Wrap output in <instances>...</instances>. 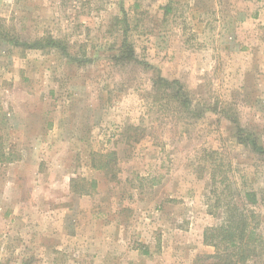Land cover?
<instances>
[{
    "label": "rangeland",
    "instance_id": "1",
    "mask_svg": "<svg viewBox=\"0 0 264 264\" xmlns=\"http://www.w3.org/2000/svg\"><path fill=\"white\" fill-rule=\"evenodd\" d=\"M0 17L9 35L68 45L0 37V264L212 253L203 231L222 203L264 190V157L238 139L264 146V0H0ZM159 75L184 85L193 111L152 99ZM101 156L107 173L92 167ZM251 208L263 244L243 264H264V200Z\"/></svg>",
    "mask_w": 264,
    "mask_h": 264
},
{
    "label": "trees",
    "instance_id": "2",
    "mask_svg": "<svg viewBox=\"0 0 264 264\" xmlns=\"http://www.w3.org/2000/svg\"><path fill=\"white\" fill-rule=\"evenodd\" d=\"M170 7L164 6V11L169 12ZM3 18L0 17V37L10 42L13 46H25L28 48H58L66 51L68 48L67 42L52 34H44L33 38L32 40H24L17 34L9 35V29L2 24ZM121 56L126 57L131 53L130 46L127 45L125 37L120 44ZM151 97L155 101H159L162 106L172 105V107L181 113H189L194 110L192 102L189 99L187 90L184 85L177 79H167L163 76H156L152 80ZM167 108V107H166ZM193 109V110H192ZM132 130L134 139L139 140L144 131L139 125H129ZM136 136V137H135ZM239 141L245 144L249 143L253 151L261 157H264V146H260L253 138H243L239 136ZM114 152H110L113 154ZM100 156V155H99ZM97 163L92 161V167L99 170H110V167L105 156ZM77 180L71 179V189L78 194H87L88 190L84 185H78ZM94 180L91 181V186H94ZM242 194V195H241ZM240 202L234 200V196L229 197L222 203V215L220 221L204 229L203 242L211 245L214 250L209 254L197 255L194 264H243L252 257L256 256L260 247L263 244L262 236L258 230L259 216L253 211L251 206H254L264 200V190L244 189L238 190L237 195Z\"/></svg>",
    "mask_w": 264,
    "mask_h": 264
}]
</instances>
